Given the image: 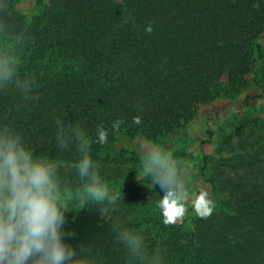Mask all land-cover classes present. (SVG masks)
I'll list each match as a JSON object with an SVG mask.
<instances>
[{
    "label": "trees",
    "instance_id": "16d2710c",
    "mask_svg": "<svg viewBox=\"0 0 264 264\" xmlns=\"http://www.w3.org/2000/svg\"><path fill=\"white\" fill-rule=\"evenodd\" d=\"M15 3L0 0V53H15L19 78L34 80L31 95L39 98L25 100L14 87L0 91V125L18 132L35 157L60 164L72 191L78 154L74 142L64 151L57 146L56 120L78 123L92 141L106 130L108 142H93L90 155L103 181L118 178L121 157L102 152L120 133H173L204 103L242 90L264 61V0H50L31 21ZM117 120L124 123L114 131ZM222 142L219 156L204 157L212 195L227 197L222 213L196 214L186 233L180 224L164 225L159 185L133 182L118 191L108 216L97 206L67 213L66 230L75 236L66 242L83 245L88 264H127L119 225L139 231L164 264H264V122L242 124ZM140 206L159 210L143 232L130 221Z\"/></svg>",
    "mask_w": 264,
    "mask_h": 264
},
{
    "label": "clouds",
    "instance_id": "9594fccd",
    "mask_svg": "<svg viewBox=\"0 0 264 264\" xmlns=\"http://www.w3.org/2000/svg\"><path fill=\"white\" fill-rule=\"evenodd\" d=\"M149 34L151 24L146 26ZM18 58L11 50L0 53V91L15 88L25 100H37L31 95L34 80L18 76ZM140 124V118H134ZM122 120L113 123L118 131ZM57 146L67 150L75 143L78 159L73 167L78 186L71 195L63 182L58 166L47 159L37 158L22 136L8 125H0V264H88L83 257V245L67 243L75 233L66 230L67 213H79L97 206L101 217L118 208V191H111L100 175L90 152L93 142L106 144L108 133L98 129V139L92 141L78 123L56 120ZM141 165L152 186L159 185L163 197L156 202L164 225L182 220L187 211L188 195L181 175L180 162L155 144L143 145ZM194 212L202 219L211 216L213 205L201 192L193 201ZM116 240L123 245L127 264H164L159 250L150 253L145 237L131 228L116 225Z\"/></svg>",
    "mask_w": 264,
    "mask_h": 264
},
{
    "label": "rangeland",
    "instance_id": "374dc122",
    "mask_svg": "<svg viewBox=\"0 0 264 264\" xmlns=\"http://www.w3.org/2000/svg\"><path fill=\"white\" fill-rule=\"evenodd\" d=\"M49 3L50 0H43L42 3L37 0H16L15 6L31 21L42 15ZM258 43L264 45V35L258 39ZM263 66L264 61L259 60L256 71L251 70L246 75V86L242 90L204 103L191 120L173 133L152 138L132 137L127 133H120L102 152L103 158L122 159L118 169L119 177L104 181L109 189L120 191L133 182L141 181H147L152 186L150 178L144 174L141 160L143 145L155 144L180 162L181 175L188 193L184 202L187 211L182 220L177 222L182 225V230L186 233L192 231V221L196 216L193 201L201 192L206 193V198L212 202L213 212L222 213L227 197L220 193L212 195L211 186L207 181L210 168H204V157L219 156L222 140L233 133L236 127L248 125L254 119L264 122V85L259 82ZM67 192L71 195L73 191L67 188ZM158 212L154 207L140 206L131 215L130 221L140 225V231L143 232L146 230L145 222ZM69 213L77 215L74 212Z\"/></svg>",
    "mask_w": 264,
    "mask_h": 264
}]
</instances>
